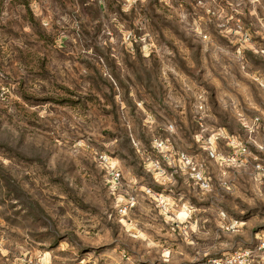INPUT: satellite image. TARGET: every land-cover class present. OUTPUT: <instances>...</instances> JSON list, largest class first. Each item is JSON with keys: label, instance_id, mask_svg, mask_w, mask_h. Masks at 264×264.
I'll return each instance as SVG.
<instances>
[{"label": "rangeland", "instance_id": "1", "mask_svg": "<svg viewBox=\"0 0 264 264\" xmlns=\"http://www.w3.org/2000/svg\"><path fill=\"white\" fill-rule=\"evenodd\" d=\"M235 5L0 0V238L8 250L0 264H44L46 252L52 264H163L121 223L142 227L158 212L152 196L171 194L148 167L176 171L153 146L156 139L173 159L184 153L203 160L208 153L194 136L208 140L225 129L259 157H249L247 175L264 166L244 127L259 117L252 135L264 142V0L259 19L250 4L244 15ZM227 28L234 31L225 35ZM246 36L252 47H244ZM170 124L176 132L167 131ZM217 144L232 152L226 140ZM100 157L120 173L115 195ZM121 196L136 203L117 208ZM192 202L207 216L226 210L246 233L227 249L201 241L195 264L251 245L264 231V204L240 201L247 211L239 212L219 199Z\"/></svg>", "mask_w": 264, "mask_h": 264}, {"label": "clouds", "instance_id": "2", "mask_svg": "<svg viewBox=\"0 0 264 264\" xmlns=\"http://www.w3.org/2000/svg\"><path fill=\"white\" fill-rule=\"evenodd\" d=\"M134 2L135 0H128L129 5ZM246 3L252 6L250 14L259 19L256 9L261 5V0H236L233 11L244 15L243 6ZM220 15L223 17L225 14L221 12ZM228 19L231 20L232 17ZM237 27L239 29L240 26ZM261 27L264 28V20H261ZM197 30L199 31V28ZM233 31L232 28H227L224 34L228 35ZM239 34L240 31L237 30L235 35ZM248 39L247 36L244 38V47H252L247 43ZM253 50L256 49L253 48ZM218 51L224 50L218 49ZM213 59H216L215 53H213ZM257 110L260 111V109ZM244 127L249 133L247 142L254 145L258 152L264 153V142H261L258 136L253 138L252 135L259 128V117L251 123H245ZM167 131L174 133L176 128L170 124ZM221 138L226 140L228 147L232 149L230 154L218 150L217 141ZM194 140L207 151L208 157L202 160L184 153L178 154L176 159L168 156L169 166L176 169L171 174L166 173L158 163L149 164V169L154 172L159 182L170 186L171 193L159 198L152 196V199L156 201L155 209H158V212L150 218L149 222L143 223L141 227L140 221L125 223L123 219L121 220V223L125 224L128 236L143 242L141 246L148 249L149 254L155 250L162 258L163 264H185V262L195 264L197 256L201 255L200 252H196L201 241L213 242L216 249H227L231 247L230 242L234 237L246 234L245 224L233 219L224 209H220L212 216L203 215L202 213L206 210L192 202L193 196L199 201L214 202L217 199L227 201L234 211L239 212L247 211L242 208L240 201L251 208L264 204V166L256 164L255 174L247 175L249 164L251 161H258L259 157L252 154L242 139L230 137L225 129H221L208 140L203 134L195 135ZM154 147L165 153L172 151L170 147L161 143L154 144ZM204 161L208 162L207 167ZM177 175L183 179V185H180L175 178ZM134 203L136 201L125 200L121 196L116 207L121 208V205ZM121 211L123 215H128L130 208L121 209ZM160 217L163 218L162 222ZM217 229L221 231L218 232ZM221 236L225 239L222 240ZM159 237L164 238L163 242L157 239ZM169 241L177 242L176 246L174 247ZM5 243L6 241L0 238V256L8 255ZM61 247L67 249L69 245L65 242ZM260 248L264 249V243H261ZM193 252H196V255H193ZM203 254L207 255V252ZM257 255L260 264H264V253L258 252ZM43 256L44 264H52V253L46 252ZM251 256H253L251 252L244 251L228 258L226 264H254V260L249 259ZM217 264L220 262L217 261Z\"/></svg>", "mask_w": 264, "mask_h": 264}, {"label": "built area", "instance_id": "3", "mask_svg": "<svg viewBox=\"0 0 264 264\" xmlns=\"http://www.w3.org/2000/svg\"><path fill=\"white\" fill-rule=\"evenodd\" d=\"M156 143L165 144L163 140H157L156 139L153 142V146ZM156 149L159 150L158 148H156ZM178 154H180V153H176L175 159L177 158ZM168 156H172V155H170L169 152L168 153L164 152L163 157L167 159ZM100 160L103 163L104 168L107 170V174H108L107 185L110 189V192L113 195H115L119 189L120 173H119L118 169L113 167V165L108 161V159L106 157H100ZM165 162L169 166L168 160H166ZM169 168H172V167L169 166ZM129 200H133V197L130 196ZM123 206H127V205H121V207H123ZM128 206H131V205H128ZM261 243H264V231H262L256 235L253 244L238 247L235 250H233L227 254H223L222 256H219V257L210 258L205 262V264H217V261H219L220 264H226V260L228 258L235 256L238 253H242L244 251H248V252H251L253 254V256L249 257V259H253L254 264H260L259 256L257 255V253L258 252L264 253V249L260 248Z\"/></svg>", "mask_w": 264, "mask_h": 264}, {"label": "bare ground", "instance_id": "4", "mask_svg": "<svg viewBox=\"0 0 264 264\" xmlns=\"http://www.w3.org/2000/svg\"><path fill=\"white\" fill-rule=\"evenodd\" d=\"M127 223H129V222H127Z\"/></svg>", "mask_w": 264, "mask_h": 264}]
</instances>
